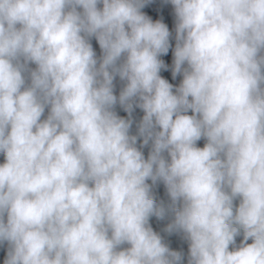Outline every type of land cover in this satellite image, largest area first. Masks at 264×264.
<instances>
[{"label": "clouds", "instance_id": "9594fccd", "mask_svg": "<svg viewBox=\"0 0 264 264\" xmlns=\"http://www.w3.org/2000/svg\"><path fill=\"white\" fill-rule=\"evenodd\" d=\"M156 3L0 0L2 264H264V0Z\"/></svg>", "mask_w": 264, "mask_h": 264}]
</instances>
